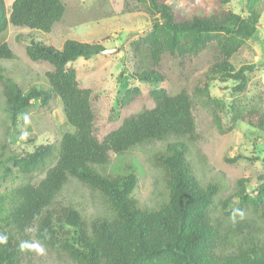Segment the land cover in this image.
<instances>
[{
	"label": "trees",
	"instance_id": "16d2710c",
	"mask_svg": "<svg viewBox=\"0 0 264 264\" xmlns=\"http://www.w3.org/2000/svg\"><path fill=\"white\" fill-rule=\"evenodd\" d=\"M215 2L210 13L178 15L169 0H125L127 11L142 9L151 17V30L131 43L136 59L132 76L154 85L149 94L155 105L125 117L103 139L95 130L92 89L80 85L77 70L69 65L80 57L90 59L103 53L106 47L101 42L67 39L57 48L30 40L26 45L30 59L48 61L53 69L46 71L45 87L28 92L15 78L5 77L0 66V82L14 126L33 100L46 107L58 97L74 128L56 143L41 144L11 158L23 174L43 170L45 175L38 182L27 181L0 192V264H38L46 252L64 257L70 264H264V240L251 222H224L245 211L264 218V173L252 190L248 189L249 178L237 179L234 192L220 199L218 182L203 185L197 177L189 145L168 142L154 153L155 163L166 176L168 198L159 208L149 209L133 194L137 186L134 172L108 175L94 167L108 164L112 154H124L145 142L172 135L196 140L193 95L211 109L222 130L219 112L224 104L210 94L209 86L215 80H234L238 82L235 91L247 88L249 72L257 64L237 68L231 59L248 40L258 37L264 0H247L240 12L222 6L230 0ZM65 11L63 0H13L9 6L0 0V33L9 25L49 33ZM210 46L212 63L204 73L203 87L197 86L191 94L186 89L170 93L156 86L167 79L160 68L165 57L180 66ZM13 57L9 43L0 41V59ZM124 74L123 67L120 80ZM140 93L139 87L128 89L121 105H129ZM232 111V126L227 130L244 121L264 135V109L233 105ZM247 157L238 153L225 160L234 163ZM70 177L101 192L112 206L113 216L89 220L79 204L59 201ZM218 200L224 218L214 213ZM231 205L235 206L227 211Z\"/></svg>",
	"mask_w": 264,
	"mask_h": 264
},
{
	"label": "rangeland",
	"instance_id": "374dc122",
	"mask_svg": "<svg viewBox=\"0 0 264 264\" xmlns=\"http://www.w3.org/2000/svg\"><path fill=\"white\" fill-rule=\"evenodd\" d=\"M12 1L5 0V3L9 6ZM63 1L66 5L65 14L49 33L13 25L0 33V41H7L14 52L13 58L0 59V66L4 67L5 77L15 78L28 92L32 88L45 87L46 71L53 69L48 61L30 59L26 45L32 39L57 48H62L67 39H76L101 42L106 48L116 49L114 52L99 53L90 59L80 57L69 63L77 70L80 85L92 89L95 130L99 138L103 139L108 132L119 127L125 117L155 105L149 94V89L154 85L143 83L132 76L136 59L131 43L151 30V17L142 9L127 11L125 0ZM246 1L230 0L222 6L240 12ZM169 3L173 4L178 15L200 14L217 5L215 0H169ZM258 27V37L248 40L231 59L237 68L242 64H257L249 72L247 88L242 92L235 91L233 87L238 82L234 80H215L210 83V94L224 104L219 112L222 130L217 127L211 109L193 95L198 132L196 140L188 136L172 135L164 140L145 142L124 154H112L108 164L94 167L108 175L134 172L137 176L134 196L147 208L157 209L167 200L168 188L163 169L154 161V153L166 148L168 142L184 141L189 145V157L200 182L203 185L218 182L221 186L218 195L220 199L234 192L235 181L239 178H249L248 189L255 188L257 177L264 173V135L244 121H238L232 129H227L232 126L233 105L246 110L264 109V10ZM212 55L213 48L210 46L180 66L174 59L165 57L160 68L167 79L156 86L164 87L170 93L186 89L193 94L197 86L204 85V73L212 63ZM123 67L125 74L120 80L119 73ZM134 87L141 88L140 95L123 107L121 102L126 91ZM3 88V82H0V192L27 181L38 182L45 175L43 170H37L31 176L23 174L13 165V156L33 151L41 144L56 143L65 132L74 130L67 121L58 97L52 99L46 107L41 106L39 100H33L32 106L20 115L14 126L7 110ZM238 153L248 157L234 163L225 160ZM57 198L63 204H79L89 220L97 216L111 218L114 213L101 192L73 177H70ZM234 206L228 207L227 211ZM214 213L221 218L225 216L219 200ZM244 219L251 222L255 233L264 240V218L251 211L226 218L224 222L230 225ZM37 262L70 264L68 259L58 258L49 252L41 255Z\"/></svg>",
	"mask_w": 264,
	"mask_h": 264
},
{
	"label": "water",
	"instance_id": "95a60500",
	"mask_svg": "<svg viewBox=\"0 0 264 264\" xmlns=\"http://www.w3.org/2000/svg\"><path fill=\"white\" fill-rule=\"evenodd\" d=\"M116 49L114 48H106L103 52L108 53V52H114Z\"/></svg>",
	"mask_w": 264,
	"mask_h": 264
},
{
	"label": "clouds",
	"instance_id": "9594fccd",
	"mask_svg": "<svg viewBox=\"0 0 264 264\" xmlns=\"http://www.w3.org/2000/svg\"><path fill=\"white\" fill-rule=\"evenodd\" d=\"M0 242H2V238H0Z\"/></svg>",
	"mask_w": 264,
	"mask_h": 264
}]
</instances>
